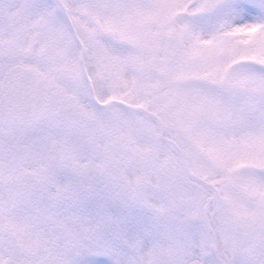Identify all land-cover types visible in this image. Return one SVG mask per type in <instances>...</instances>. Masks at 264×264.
I'll list each match as a JSON object with an SVG mask.
<instances>
[{
    "label": "snow or ice",
    "instance_id": "6c2138e0",
    "mask_svg": "<svg viewBox=\"0 0 264 264\" xmlns=\"http://www.w3.org/2000/svg\"><path fill=\"white\" fill-rule=\"evenodd\" d=\"M0 264H264V0H0Z\"/></svg>",
    "mask_w": 264,
    "mask_h": 264
}]
</instances>
